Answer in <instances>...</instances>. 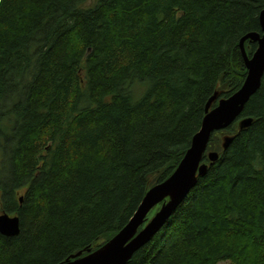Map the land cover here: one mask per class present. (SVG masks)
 Masks as SVG:
<instances>
[{
  "label": "trees",
  "instance_id": "1",
  "mask_svg": "<svg viewBox=\"0 0 264 264\" xmlns=\"http://www.w3.org/2000/svg\"><path fill=\"white\" fill-rule=\"evenodd\" d=\"M88 2L0 0V215L20 220L0 264H63L112 240L178 168L210 99L241 89L240 42L262 35L264 0ZM208 152L218 161L126 264H264V76Z\"/></svg>",
  "mask_w": 264,
  "mask_h": 264
},
{
  "label": "water",
  "instance_id": "2",
  "mask_svg": "<svg viewBox=\"0 0 264 264\" xmlns=\"http://www.w3.org/2000/svg\"><path fill=\"white\" fill-rule=\"evenodd\" d=\"M260 24L262 35L249 33L240 42L247 69L243 86L229 98L218 101L219 94L216 93L210 99L206 106L202 128L194 136L190 149L172 176L147 191L134 217L112 240L94 252L89 251L90 253L85 256L79 253L78 258L63 264H126L141 247L162 230L172 214L197 185L198 177L204 176L209 166L218 161L217 152L207 154L212 135L238 121L246 104L261 86L264 76V10L260 15ZM246 41L258 45L252 56L246 52ZM216 101L218 104L213 107ZM252 122V118L240 120L239 130L250 127ZM231 140L232 137L224 138L223 149L227 148ZM205 154L208 155L210 164L203 163ZM152 210L156 212L155 215L147 219ZM0 234L7 237L19 235V218L7 213L0 215Z\"/></svg>",
  "mask_w": 264,
  "mask_h": 264
},
{
  "label": "rangeland",
  "instance_id": "3",
  "mask_svg": "<svg viewBox=\"0 0 264 264\" xmlns=\"http://www.w3.org/2000/svg\"><path fill=\"white\" fill-rule=\"evenodd\" d=\"M98 0H89V2L86 4V7L87 6H93L94 4H96ZM136 85V88L134 89V93H133V99L134 101H138L140 100V98L144 95V93L146 92L147 88H149V82H145V83H137L135 84ZM202 128V127H201ZM200 132V131H199ZM198 132V133H199ZM176 171V170H175ZM170 178V177H169ZM168 178V179H169ZM163 183V182H162ZM161 183H158L156 185H159ZM154 187V186H153ZM155 211L153 212V215H155ZM152 215V216H153ZM150 216V218L152 217ZM219 264H231L230 262H221Z\"/></svg>",
  "mask_w": 264,
  "mask_h": 264
},
{
  "label": "bare ground",
  "instance_id": "4",
  "mask_svg": "<svg viewBox=\"0 0 264 264\" xmlns=\"http://www.w3.org/2000/svg\"><path fill=\"white\" fill-rule=\"evenodd\" d=\"M211 140V139H210Z\"/></svg>",
  "mask_w": 264,
  "mask_h": 264
}]
</instances>
